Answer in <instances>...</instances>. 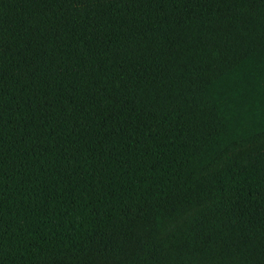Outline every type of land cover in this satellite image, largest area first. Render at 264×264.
<instances>
[{
  "label": "trees",
  "instance_id": "16d2710c",
  "mask_svg": "<svg viewBox=\"0 0 264 264\" xmlns=\"http://www.w3.org/2000/svg\"><path fill=\"white\" fill-rule=\"evenodd\" d=\"M0 264H264V0H0Z\"/></svg>",
  "mask_w": 264,
  "mask_h": 264
}]
</instances>
